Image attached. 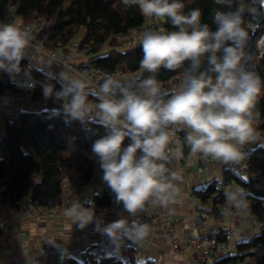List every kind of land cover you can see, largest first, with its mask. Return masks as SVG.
Returning <instances> with one entry per match:
<instances>
[{"label": "clouds", "instance_id": "clouds-1", "mask_svg": "<svg viewBox=\"0 0 264 264\" xmlns=\"http://www.w3.org/2000/svg\"><path fill=\"white\" fill-rule=\"evenodd\" d=\"M120 3L145 17L166 19L174 29L143 30L140 68L147 75L121 79L107 74L93 86L80 73L62 67L55 84L42 82L41 87L44 100L58 105L52 114L66 124L103 128L91 152L115 202L134 217L147 202L165 206L178 195L175 182L180 175L166 167L171 159L183 156L180 146H172L175 132L184 133L190 154L201 153L225 165L238 164L249 155L243 149L254 139L253 123L260 115L254 109L264 91V77L258 71L264 62V33L253 45L245 17L257 11V5L264 8V0H212L208 15L215 31L202 22L201 7L185 13L182 0ZM31 32L29 25L0 21V70L14 82L23 73L25 81L19 86L26 89L36 84L29 70L21 67L28 58ZM181 68L178 88L164 90L157 79L159 71ZM226 196L239 207L246 203L247 193L236 188ZM90 204L91 200L73 203L65 213L83 228L93 220ZM101 224L102 220L97 227ZM102 231L112 241L123 237L135 244L147 236L149 225L121 218Z\"/></svg>", "mask_w": 264, "mask_h": 264}, {"label": "trees", "instance_id": "trees-1", "mask_svg": "<svg viewBox=\"0 0 264 264\" xmlns=\"http://www.w3.org/2000/svg\"><path fill=\"white\" fill-rule=\"evenodd\" d=\"M182 2L185 5V13L191 8L201 7L202 22L208 23L213 31L216 30V25L208 15L212 0ZM9 5L17 7L16 15L23 19V23L30 19L37 21L39 29H33L31 33L47 50L63 49L71 52V49H74L90 54L97 53L104 47L109 48L106 55L92 58L84 64L80 63L81 67L109 73L119 71L125 77L142 71L141 35L131 34L139 26L149 25L148 18L136 9L125 10L120 0H0V15ZM152 19L160 20L161 31L174 30L166 19ZM245 19L251 26L250 34L254 45L255 39L264 33V8L257 5V11L246 14ZM75 43L80 44L77 49L73 48ZM21 67L29 70L38 88H23L13 82L7 74L0 72V95L11 94L15 98L30 96L35 109H41L31 111L32 108H16L5 121L0 139V198L3 204H9L15 209L19 208L18 202L24 196H29L30 204L37 208L46 207L50 201L59 207L65 197L66 177L73 178V175L77 174L81 185H90L97 180L96 171L100 166L98 158L91 152V145L104 134V130L96 124L84 127L74 122L69 125L60 116L53 115L51 109L58 105L51 99L44 100L41 83L55 84L54 77L33 66L28 58L22 61ZM258 71L264 77V62ZM146 75L147 73H144L140 78ZM179 76H183V68L176 71L161 69L157 79L160 83L170 84ZM56 87L58 89L59 85ZM254 112L260 114L255 118V122L264 119V92L258 98ZM181 136L183 156L179 159L173 158L166 164L170 171L177 172L179 165L187 164L191 158L190 149L184 143L183 132ZM128 142L126 139L125 145ZM242 165L241 175H236L230 169H225L223 175L226 182L241 187L247 193L245 205L251 209L260 225V231L251 239L238 242L236 255L218 258L214 264H239L247 257H250L254 264H264V144L254 147L247 158L242 160ZM194 194L202 203L209 204V212L214 213H217L220 208L218 206L227 200L226 194L217 186L216 181L196 189ZM94 204L100 211L111 206L107 190L102 195L95 196ZM3 232V229H0V236ZM219 241L223 243L226 240L220 237ZM68 264L137 263L134 259L125 261L118 257L93 262L85 255L82 261L70 258Z\"/></svg>", "mask_w": 264, "mask_h": 264}, {"label": "crops", "instance_id": "crops-1", "mask_svg": "<svg viewBox=\"0 0 264 264\" xmlns=\"http://www.w3.org/2000/svg\"><path fill=\"white\" fill-rule=\"evenodd\" d=\"M32 105L34 106V103ZM1 106L4 109V105L1 104ZM203 155L201 153L191 154L187 164L179 165L177 173L181 179L175 182L178 195L170 204L161 206L147 202L143 210L138 211L134 217L129 216L124 211L123 206L117 208L110 206L101 211L95 206L98 214L93 216L90 223L81 228L66 215L65 210L75 201L84 200L86 192L77 189L71 194H65L60 206V218L41 224L32 220H22L18 225L12 226L11 234L0 245V264H42L43 256L40 249L44 246L56 249L61 254H64V250H69L67 253L69 258L82 261L84 256L88 255L90 248L102 244L111 255L119 257L123 251L119 247V243L129 240L121 237L119 240L112 241L102 231V227L121 218L126 219L129 223L135 221L139 224L142 221L138 215L142 214L146 215L149 232L143 240L135 243L136 248L132 249L130 258L125 261L130 259L136 261V258H140L143 261L142 264L144 262L151 264H197L198 252L189 246L186 240L189 236L197 237L199 235L195 228L197 217L200 215L199 212L205 215L203 208L206 207L209 212L211 206L197 199L194 191L206 187L213 181L217 182V186L225 194L238 188L237 185L225 181L223 174L228 166L215 158L211 157V165L208 171L200 172L199 163ZM193 162H198L197 172H193V168H189ZM88 187L89 191L98 196L102 195L108 188L103 181L99 180L93 184H88ZM220 211L217 213L209 212L208 216L205 215L206 231L210 234L214 248L226 256V250L231 247L230 245L251 239L260 231V225L257 222L254 225L247 222L249 214L244 212L241 214L242 221L235 228L233 217L225 210L223 213ZM18 212L19 208L15 209L9 204H4L0 210V219L9 223L10 217L16 216ZM101 220L102 224L98 228L97 223ZM167 223L176 227L173 239H168L162 234L163 227ZM232 229L234 234L226 237L225 231ZM220 237L221 239L224 238L228 244L231 243L228 248H225L219 241ZM174 239L180 242L183 249L182 254L174 253L172 248V240L174 241ZM116 245H118L117 251L115 250ZM239 264H245V261H241Z\"/></svg>", "mask_w": 264, "mask_h": 264}, {"label": "built area", "instance_id": "built-area-1", "mask_svg": "<svg viewBox=\"0 0 264 264\" xmlns=\"http://www.w3.org/2000/svg\"><path fill=\"white\" fill-rule=\"evenodd\" d=\"M16 11H17L16 6L14 5L6 6L3 10L2 15H0V21L16 23V18H17ZM18 25L31 26L28 23H25V24L22 23ZM153 27L158 28L161 31V26L143 25V26H139L136 32L139 35H142V32L144 29L153 28ZM31 28L33 30L32 26ZM28 46L34 48L37 52L43 54L45 57L49 58L51 61L65 68L67 67L70 68L72 73H80L82 77L93 86L101 82L107 74L118 75L119 78L121 79L125 78V75L119 71L114 72V73H109V72H105L102 70L81 67L80 65H77L74 63V56L72 54H68L63 49H58L55 51L47 50L43 47L40 41L36 39L33 40L31 35H30V41H29ZM79 46H80L79 43H75L73 45V48L77 49ZM0 72L5 73L9 76V74L3 70H0ZM182 77L183 76H179L178 78H176L174 82H171L170 84L161 83V86L164 90L178 88V86L180 85L182 81ZM9 78L13 81V79L10 76ZM21 81H25V77L22 74L16 77L15 83L19 85ZM32 82L36 83L35 81H32ZM37 88H38V84L36 83L35 87L32 88L31 90H35ZM0 99L10 101L12 99L14 100L17 98H15L11 94H5V95H0ZM28 99H29L28 103L33 104V101L31 100V98L29 97ZM262 122L264 123V119L262 120ZM263 142H264V132L260 131V132L254 133V139L250 143L246 144L243 150L249 153L252 150L253 144H262ZM182 143H183V139L181 136V132L180 131L175 132V134L172 136V146L173 147L181 146ZM210 165H211V157L203 155L199 163V171L200 172L208 171L210 169ZM227 166H228V169H230L236 175H241L243 173L242 161H240L238 164H232V165H227ZM96 175H97L96 176L97 180L103 181L102 179L103 173L101 172L100 168L97 169ZM65 184H66L65 194L67 195L71 194L77 189L86 192V198L84 200L75 201L74 203L76 202L83 203L86 200H91L89 210L94 214L93 216L98 214L95 208V204H94V198L96 194L93 193L92 191H89L88 185H81L79 183V177L77 174H74L73 178L66 177ZM238 188L242 189L241 187H238ZM107 192L110 196V204L112 207L117 208L119 206H122V204H117L115 202L114 194L111 192L109 188H107ZM29 200H30L29 196H24L19 200L18 202L19 212L16 216L10 217L9 223H6L0 219V229H3L4 231L3 234L0 236V245L3 244L7 236L10 235L12 231V226L18 225L22 220H32L37 224H41L46 221H53L61 217L60 216L61 215L60 206L56 207L53 201H50L48 205L44 208H37L33 206L32 204H30ZM3 205L4 204H3L2 198H0V210ZM85 207H88V204L85 203ZM218 207L223 208L226 212H228L233 217L235 228H237V226H239V223L242 221L241 214L244 212H247L249 214V218L252 221L257 222L251 209L247 207L245 204L237 207L235 203L230 202L227 199L224 203H222ZM138 217L142 221L141 223H147L146 215L142 214V215H138ZM195 228L198 230L199 235L197 237L189 236L186 241L189 246L197 249V252H198V256L196 259L197 264H214L215 260L220 258L223 255L214 248L210 234L206 231L207 230L206 229V216L204 214H201L199 215V217H197ZM175 233H176V227H174L171 223H167L164 225L162 234L166 238L173 239V235ZM233 234H234L233 229L225 231L226 237L232 236ZM172 243H173L172 248H173L174 253L182 254L183 249L181 248L180 242L177 241V239L176 240L174 239V241L172 240ZM222 245L225 248H228L230 244H228L227 242H223ZM230 246L232 248H236V244H233ZM119 247L123 251L118 258L127 260L130 258L132 249L136 248V244H132L131 241H124V242L119 243ZM40 253L43 256L42 264H61L63 255L56 249L50 248L48 246H44L40 249ZM111 257H115V256L111 255L102 244L94 245L92 248H90L88 255H87L88 260L93 261V262L102 261V260H105ZM136 263L141 264L143 263V261L140 258H136Z\"/></svg>", "mask_w": 264, "mask_h": 264}, {"label": "rangeland", "instance_id": "rangeland-1", "mask_svg": "<svg viewBox=\"0 0 264 264\" xmlns=\"http://www.w3.org/2000/svg\"><path fill=\"white\" fill-rule=\"evenodd\" d=\"M147 18H148L147 23L149 25L161 26L159 19H152L150 17H147ZM16 23L17 24H22L23 23V19H21L19 16H17ZM26 23L30 24L33 27L34 30H38L39 29V25H38L37 21H35V20L33 21V19L28 20ZM137 34L138 33L136 31H133L131 35L132 36H136ZM31 37H32L33 40H35V36H33L32 33H31ZM108 51H109V48L108 47H104L101 51H99L97 53L93 52V53H90V54H86V51H79L78 52V51H76L74 49H71V52H67V53L68 54H72L74 56V63L81 66L80 63L84 64V62L87 63V61L92 59V58L98 57L100 55H106V53ZM26 52H27L28 59L32 62L33 66L37 67L40 70H43L44 72L49 74L51 77H55V75L63 67V66H61V65H59V64H57L55 62L52 64V62L50 61L49 58H47L43 54L37 52L34 48H32L30 46L27 47ZM49 65H51V66L49 67ZM63 68H65V67H63ZM66 69L68 71L72 72L70 68L67 67ZM144 73H146V72H144L142 70V71H140V72H138L136 74H132V75H130L128 77H125L124 79H130V78H133V77H140ZM263 92L264 91H262L261 93H263ZM29 97L30 96H22V97H19L17 99H14V100L12 99L10 101L0 99V139H1L3 131H4V127H5V123H6L5 121H6L7 117L10 118V116L12 115V112L16 108L21 109V110H31L30 106H33V105H32V103L28 104V102H29L28 98ZM1 104L4 105V109L1 106ZM35 108L36 107L34 105L31 111H37V110L41 109L40 107L38 109H35ZM262 124H263V122L261 120H260V122H255L254 121V123H253L254 133H257V132H260V131L264 132V126H262ZM263 144H264V142L262 144H253L252 145V149L254 147H257V146H260V145H263ZM180 147L183 150V143L181 144ZM1 157H2V153H1V149H0V158ZM177 159H179V158H177ZM189 168H193V172H197L198 171V162L191 163ZM197 206H199V205H197ZM219 210H221L220 211L221 213L224 212V209L221 208V207L219 208ZM203 212L205 213L206 216H208L210 214L206 207L203 208ZM199 214L201 215L202 212H199ZM198 217H199V215H198ZM247 222L251 223L252 225H254V223H255L250 218H249V220H247ZM195 250L197 251V249H195ZM64 251H65L64 254H62L63 258H62L61 264H68V261H69L70 258L68 256L69 254H67V253H69L68 252L69 250H64ZM226 251H227L226 252L227 256H233V255H236L238 253L236 248H232V247H230ZM137 264H140V263H137ZM144 264H147V262H144ZM245 264H254V262H253V260H251L250 257H247L246 260H245Z\"/></svg>", "mask_w": 264, "mask_h": 264}]
</instances>
